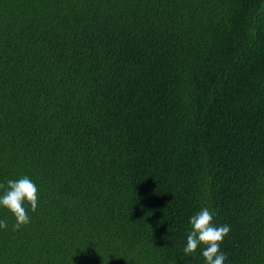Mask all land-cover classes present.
<instances>
[{
    "label": "trees",
    "instance_id": "1",
    "mask_svg": "<svg viewBox=\"0 0 264 264\" xmlns=\"http://www.w3.org/2000/svg\"><path fill=\"white\" fill-rule=\"evenodd\" d=\"M0 264H264V0H0Z\"/></svg>",
    "mask_w": 264,
    "mask_h": 264
},
{
    "label": "clouds",
    "instance_id": "2",
    "mask_svg": "<svg viewBox=\"0 0 264 264\" xmlns=\"http://www.w3.org/2000/svg\"><path fill=\"white\" fill-rule=\"evenodd\" d=\"M38 203L39 189L29 177L9 179L6 184L0 183V208L6 209L15 218L13 231L30 223L31 218L25 205H30L31 211L35 212ZM214 215L212 210L204 207L190 218L191 230L183 252L188 256L203 246L202 257L205 264H225L227 256L220 250V246L231 229L229 225H215ZM7 227V221L0 220V229Z\"/></svg>",
    "mask_w": 264,
    "mask_h": 264
}]
</instances>
